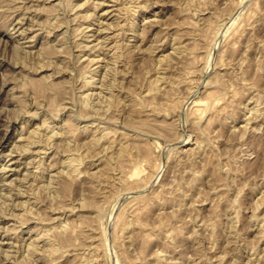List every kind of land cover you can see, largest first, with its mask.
<instances>
[{
    "label": "rangeland",
    "instance_id": "rangeland-1",
    "mask_svg": "<svg viewBox=\"0 0 264 264\" xmlns=\"http://www.w3.org/2000/svg\"><path fill=\"white\" fill-rule=\"evenodd\" d=\"M93 1L0 0V264H73L79 253L101 264H264V0H138L139 10L131 11L128 0ZM119 11L122 30L112 27ZM203 17L210 19L204 40L190 42L186 55L174 53L176 29H199ZM117 45L125 90L114 110L93 113L107 94L99 83ZM46 46L57 54L48 56ZM95 55L101 72L84 88ZM158 64L167 67L171 90L157 84ZM147 105L157 115H145ZM92 124L102 126L99 136L114 138L109 153L103 140L95 146L91 132H79ZM33 133L36 143L26 152ZM107 158L112 166L94 182V164ZM111 174L115 182L104 183ZM67 233L73 236L65 239ZM51 243L59 247L52 253Z\"/></svg>",
    "mask_w": 264,
    "mask_h": 264
},
{
    "label": "bare ground",
    "instance_id": "bare-ground-1",
    "mask_svg": "<svg viewBox=\"0 0 264 264\" xmlns=\"http://www.w3.org/2000/svg\"><path fill=\"white\" fill-rule=\"evenodd\" d=\"M7 1V0H6ZM11 1V0H10ZM13 1V0H12ZM17 1V0H16ZM70 1V0H69ZM93 1V0H92ZM98 1V0H97ZM106 1V0H105ZM140 1V0H139ZM139 1L138 0H128V7H126V8H130V9H128V10H130L131 11V7H133V9H138L139 10V7L141 6V4L139 3ZM59 2V1H58ZM94 2V1H93ZM99 2V1H98ZM102 2V1H101ZM84 3V2H83ZM86 3H87V0H86ZM96 3V2H95ZM95 3H93V4H95ZM103 3H106V2H104V0H103ZM102 3V4H103ZM59 4V3H58ZM91 4H92V2H91ZM97 5H95V8L94 9H96V7L98 6H100L101 7V5H98V3H96ZM100 4V3H99ZM148 4V3H147ZM56 5H57V3H56ZM56 5H55V3L53 4V5H51L49 8H53V9H55L56 10V8H58V7H56ZM58 6V5H57ZM82 6V5H81ZM92 6H94V5H92ZM97 7V8H98ZM145 7H146V4H145ZM19 8V7H18ZM78 8V7H77ZM82 8V7H81ZM44 9V8H43ZM99 9V8H98ZM45 10H46V8H45ZM58 10V9H57ZM110 9H108L107 10V12L109 11ZM48 11H50V10H48ZM87 11V10H86ZM85 11V12H86ZM134 11V10H133ZM136 11V10H135ZM54 12V11H53ZM56 12V11H55ZM98 12V11H97ZM93 13V12H92ZM91 12L89 13V12H87L86 14L84 13V15H83V18L84 19H87V20H89L90 18H91V14H92ZM102 13H104V11L102 12ZM117 14H116V20H115V24L113 23V25H112V27L114 26V28H115V26L117 27V28H119V30H122L123 29V25H125L126 26V24H123L122 22H123V19L121 18V15H120V13H121V11H119V12H116ZM57 15V14H56ZM102 15V14H101ZM98 16V15H97ZM18 18V17H17ZM94 18V17H93ZM121 18V19H120ZM191 18V17H190ZM57 20V19H56ZM55 20V21H56ZM59 20V19H58ZM107 20V19H106ZM192 20V19H191ZM208 20H210V19H207V18H205L204 19V17H203V19H202V21H204V24H203V26L201 27V28H196L197 26H199V23L197 24V26H195L196 24H194L195 22H193L194 20H192V24H194L193 25V27H195L196 28V30L195 29H193V27H191L192 29H189V24H188V26H185V23H184V25L183 26H185L186 27V29H181V30H178V29H176L177 30V32H176V38H177V40H178V46H176V47H174L172 50L173 51H175L174 53H176L177 55H180V56H183V55H186V53H189L190 51H188V44L190 43V42H196V41H203L204 39H203V29H205L204 27L206 26V24H207V22H208ZM17 21H21V20H19V19H17ZM23 21V20H22ZM188 21H190V19L188 20ZM197 21V20H196ZM16 22V21H15ZM14 22V23H15ZM102 23H103V21H101ZM191 22V21H190ZM189 22V23H190ZM21 23V22H20ZM99 23V22H98ZM131 23V22H130ZM212 23V22H211ZM110 24V23H109ZM133 24H135V23H133ZM180 24V25H179ZM178 24V26L180 27L181 26V22ZM201 24V25H202ZM226 24V23H225ZM14 25V24H13ZM17 25V24H16ZM27 25V24H26ZM129 25V24H128ZM132 25V24H131ZM17 26H19V24L17 25ZM76 26V25H75ZM134 26V25H133ZM33 27V26H32ZM78 27V26H77ZM88 27V26H87ZM131 27V26H130ZM200 27V26H199ZM221 27V26H220ZM18 28V27H17ZM17 28H15V30L17 29ZM30 28V27H29ZM73 28H75V27H73ZM25 28H23V30H24ZM30 29H32V28H30ZM29 29V30H30ZM86 29V28H85ZM102 29V28H101ZM105 28H103V31H105L104 30ZM106 29H107V31L110 29H108L107 27H106ZM131 29V28H130ZM135 28H133L132 27V31H135L134 30ZM220 29V28H219ZM9 30V29H8ZM13 30V29H12ZM81 29L79 28V31H80ZM118 30V31H119ZM206 30V29H205ZM221 30V29H220ZM20 31V30H19ZM19 31L17 32V34L19 33ZM25 31H27V30H25ZM76 31H78V29L76 30ZM21 32V31H20ZM99 32V31H98ZM205 32H207V30L205 31ZM212 32V31H211ZM219 32V31H218ZM13 33V32H12ZM25 33V32H24ZM23 33V35H25ZM64 33V32H63ZM77 33H80V32H77ZM134 33V32H133ZM20 34H22V33H20ZM66 34V33H65ZM98 34V33H97ZM118 33H116V35H117ZM9 35H11L10 33H9ZM76 35V34H75ZM209 35H211V34H209ZM21 36V35H20ZM64 36V35H63ZM104 36V35H103ZM115 36V35H114ZM99 38V37H98ZM101 38V37H100ZM113 38V37H112ZM176 38H174V39H176ZM210 38V37H209ZM187 40H189L188 42H186ZM6 41V40H5ZM111 41V40H110ZM17 42V41H16ZM97 42H98V40H97ZM101 42V41H100ZM104 42V41H103ZM118 42V41H117ZM102 43V42H101ZM197 43V42H196ZM207 43V42H206ZM16 44V43H15ZM83 44V43H82ZM100 44V43H99ZM64 45V44H63ZM85 45V48H87L89 45H87V47H86V44H84ZM123 45V44H122ZM177 45V44H176ZM15 46V45H14ZM20 46V45H19ZM48 46V45H47ZM47 46H46V49H47ZM51 46V45H50ZM49 46V47H50ZM62 46V45H61ZM97 46H99V45H97ZM114 46V45H113ZM174 46V45H173ZM78 47H79V45H78ZM82 47V46H81ZM80 47V48H81ZM193 47V46H192ZM15 48V47H14ZM18 47H16L15 49H17ZM60 48V47H59ZM82 48H84V46L82 47ZM105 48V47H104ZM114 48H116L115 50H114V52L109 56V58H108V62H107V64H106V66H104V68H103V70L105 71V74H104V78H102L101 80V83H99V84H101L102 86H105V90H106V95H105V99H103L102 101L100 100L99 102H98V104H95L96 106L95 107H97V108H93L92 110V112L94 113V111L96 112V111H99L100 109L101 110H103V111H105V112H107L109 109H113V108H115V107H113L114 105H115V103L117 102V98H119L120 96H122L123 94V86H124V84H123V86L121 85L122 83H123V81H124V79H125V76H126V74H127V72L126 71H124L123 69H120L119 68V66H118V64H119V61H120V58L121 57H124V56H122V54L124 53L123 51H121V52H119V47H118V45H117V47H114ZM122 48V47H121ZM194 48H195V46H194ZM193 48V49H194ZM196 48H197V46H196ZM20 49V48H19ZM19 49H17V50H19ZM44 49V48H43ZM49 49V48H48ZM48 49L46 50V51H48ZM51 49H53V47L51 48ZM50 49V50H51ZM60 49H62V48H60ZM92 49V48H91ZM97 49V48H96ZM99 50V49H98ZM97 50V51H98ZM111 50V49H110ZM132 50V49H131ZM24 51V50H23ZM28 51V50H27ZM26 51V52H27ZM45 51V52H46ZM53 51H56L55 49H53ZM52 51V52H53ZM58 52H59V50H57ZM90 51V50H89ZM96 51V52H97ZM18 52V51H17ZM51 52V51H50ZM51 52V53H52ZM104 52V51H103ZM131 52V51H130ZM194 52L195 51H193V55H194ZM48 53H49V51H48ZM47 52L45 53V54H48ZM55 53L56 52H53V54H50V55H48V56H50L51 57V55H54L55 56ZM80 53V52H79ZM106 53V52H105ZM57 54V53H56ZM83 54V53H82ZM98 54V53H97ZM125 54H127V53H125ZM170 54V53H169ZM29 55V54H28ZM109 55V54H108ZM190 55V54H189ZM3 56V55H2ZM47 56V55H46ZM126 56V55H125ZM89 57H91V56H89ZM93 57V56H92ZM165 56H163V58H164ZM169 57H170V55H169ZM169 57H168V59H169ZM99 58H101V57H98V55H95V57L92 59V58H90L91 60H92V62H93V65H92V67L90 68V69H88L87 70V74H86V76H85V78H84V88L85 87H89V86H92V85H94V83H96L95 82V77L98 75V73H99V71H100V67H101V59H99ZM127 58V57H126ZM125 58V59H126ZM162 58V57H161ZM167 57H165L164 58V60L166 59ZM171 58V57H170ZM182 58V57H181ZM89 59V58H88ZM106 59V58H105ZM190 59V58H189ZM196 59V58H195ZM194 59V60H195ZM2 60V59H1ZM78 60V59H77ZM80 60H82V59H80ZM167 60V59H166ZM121 61H123V60H121ZM120 61V62H121ZM161 61V60H160ZM163 61V60H162ZM80 62V61H79ZM89 62H90V60H89ZM164 62V61H163ZM190 63H192L191 61H189ZM189 62H188V64H189ZM88 63V62H87ZM91 63V62H90ZM89 63V64H90ZM194 63V62H193ZM88 65V64H87ZM126 65H127V63H126ZM159 65V64H158ZM160 66L161 65H159L158 66V68H157V70H158V72H157V75H156V81H157V84L159 83V84H165V85H167L166 87H170V86H172V83H169V81H168V79H169V77H168V75H167V71H166V68L167 67H163V68H160ZM189 66H190V64H189ZM87 68V67H86ZM124 68H126V67H124ZM195 70V69H194ZM196 71V70H195ZM101 72V71H100ZM189 73H193L192 72V70H191V72H188V74ZM100 74V73H99ZM24 76V75H23ZM26 76V75H25ZM216 77H218L217 75H215ZM222 77V76H221ZM221 77H220V80H221ZM47 79H48V76L46 77ZM119 78L120 79H122V80H119ZM187 78V77H186ZM24 79H25V77H24ZM27 79H32V81L34 82V80H35V78H26V81H27ZM34 79V80H33ZM38 79V78H37ZM45 79V78H44ZM46 79V80H47ZM219 79V78H218ZM218 79H217V82H218ZM29 80L27 81V82H29ZM99 80H100V78H99ZM187 80H189V78L188 79H186L185 81H187ZM192 80V79H191ZM190 80V81H191ZM215 80V79H214ZM219 80V81H220ZM23 81V80H22ZM26 81L24 80V82L26 83ZM37 80H35V82H36ZM130 81V80H129ZM155 81V80H154ZM194 81V80H193ZM192 81V82H193ZM221 81H223V80H221ZM125 82V81H124ZM173 82H175V81H173ZM178 82H180V81H178ZM178 82H176V83H178ZM167 83V84H166ZM182 83V82H181ZM191 83V82H190ZM189 83V84H190ZM218 83H220V82H218ZM22 84V83H21ZM28 84V83H27ZM55 84H56V82H55ZM54 84V85H55ZM220 84H222V83H220ZM57 85V84H56ZM59 85V84H58ZM62 85L64 86V84H61V87H60V85L58 86V88H62ZM165 85H164V87H162L161 89H163V88H165ZM174 85H176V84H174ZM179 85V84H178ZM223 85V84H222ZM221 85V87H224V86H222ZM23 86V85H22ZM36 86V88L39 90V92H41V90H46L45 88L48 86H45V84H44V82L43 81H37L36 82V84L34 85V87ZM50 86H52V85H50ZM102 86H101V88H102ZM159 86V85H158ZM33 87V86H32ZM32 87H30V88H32ZM65 87V86H64ZM159 87H161V86H159ZM158 87V89H160ZM176 87V86H175ZM220 87V88H221ZM29 87H27V89H30ZM35 88V89H36ZM49 88V87H48ZM54 88V89H53ZM57 88V87H56ZM57 88V89H58ZM173 88V86L172 87H170V90ZM218 88L219 87H217V91H216V93L218 92ZM26 89V90H27ZM34 89V90H35ZM51 89H53V90H57V89H55V87H52ZM66 89H67V87H66ZM69 89H70V87H69ZM160 89V90H161ZM166 89V88H165ZM175 89V88H174ZM44 90H43V92H44ZM48 90V89H47ZM58 90H60V89H58ZM57 90V91H58ZM62 90H65V89H62ZM62 90H60L59 92H62ZM124 90H125V88H124ZM220 90V89H219ZM67 91H68V89H67ZM166 91H168V89L166 90ZM165 91V92H166ZM36 92V91H35ZM70 92V91H69ZM69 92H66V90H65V92L63 93V94H65V93H69ZM96 92V91H95ZM129 92V91H128ZM170 92V91H169ZM37 93V92H36ZM56 93V92H55ZM54 93V94H55ZM101 93H103V92H101ZM158 93L159 92H157V94L156 95H158ZM168 93V92H167ZM215 93V92H214ZM218 93H221L220 91L218 92ZM57 94H58V92H57ZM59 94H61V93H59ZM71 94V93H70ZM70 94H68V95H70ZM154 94V95H155ZM159 94H161V93H159ZM169 94V93H168ZM167 94V95H168ZM42 95V94H41ZM88 95H90V94H87L86 95V93H85V96L87 97H84V96H82V97H84L85 98V101H84V103L83 104H85V105H83L85 108H84V113H88L87 115H89V113L91 112H88L89 111V109H88V106H91V107H93L92 106V102H91V105H90V103H89V101H90V96H88ZM99 95V94H98ZM126 95H127V93H126ZM129 95V94H128ZM130 95H132V93L130 94ZM166 95V94H165ZM170 95H172V94H170ZM170 95H168V97L170 96ZM133 96V95H132ZM140 97H141V101H142V103L144 104V102H145V100H146V98H144V96H141V95H139ZM172 96H174V95H172ZM218 96V95H217ZM19 98H20V96H18ZM25 97V96H24ZM65 97H68L69 98V96H66L65 95ZM82 97H80L81 98V101H82ZM137 97L138 96H136V99L135 100H131V101H133V105L134 106H137V105H139V100L140 99H137ZM139 97V98H140ZM142 97L144 98V99H142ZM162 97V96H161ZM160 97V98H161ZM216 97V96H215ZM102 98H104V97H102ZM121 98V97H120ZM154 98V97H153ZM152 98V99H153ZM163 98V97H162ZM161 98V99H162ZM170 98V97H169ZM25 99V98H24ZM23 99V100H24ZM174 100H175V98H173ZM22 100V99H21ZM23 100L21 101V102H23ZM119 100V99H118ZM165 100V99H164ZM166 100H167V98H166ZM169 100V99H168ZM170 100H172L171 98H170ZM25 101V100H24ZM98 101V100H97ZM140 101V102H141ZM144 101V102H143ZM161 102H163L162 104H160V105H163L164 103H165V101H163V100H160ZM177 101V100H176ZM150 102H152V101H150L149 100V103ZM154 102V101H153ZM153 102H152V104H153ZM156 102V101H155ZM159 102V101H158ZM157 102V103H158ZM161 102H159V103H161ZM167 102V101H166ZM172 102V101H171ZM171 102H170V104H171ZM174 102V101H173ZM173 102H172V104H173ZM25 103V102H24ZM23 103V104H24ZM177 103H178V101H177ZM151 104V103H150ZM151 104V105H152ZM156 104V103H155ZM166 104V103H165ZM169 104V102H168V105L167 106H169L170 105ZM171 104V105H172ZM27 105V104H26ZM93 105H94V103H93ZM128 105H130L129 103H128ZM170 105V106H171ZM174 105V104H173ZM175 105H176V103H175ZM174 105V106H175ZM24 106H25V104H24ZM81 106H82V103H81ZM80 106V108H82ZM142 106H144V105H142ZM148 106V105H147ZM146 106V107H147ZM164 106V105H163ZM162 106V107H163ZM166 106V108H168ZM177 106H178V104H177ZM176 106V108H178ZM140 107V106H139ZM152 107H153V105H152ZM151 106H148L147 107V109H143V112H145V115H147L148 114V111H150L149 113H152V114H155V115H157V113H154V110L155 109H153ZM155 108L157 107V105L156 106H154ZM160 106H158V108H159ZM165 107V106H164ZM163 107V108H164ZM134 108H137V107H134ZM144 108H145V106H144ZM163 108H159V109H162V112H164V113H166V109L163 111ZM171 108H172V106H171ZM171 108L169 109V110H171ZM175 108V109H176ZM207 108V107H206ZM83 109V108H82ZM139 109H142L141 107L139 108ZM157 109V108H156ZM175 109L173 110V111H175ZM208 109V108H207ZM223 109V108H222ZM91 110V109H90ZM114 110V109H113ZM112 110V111H113ZM131 110V109H130ZM133 110V109H132ZM168 110V109H167ZM83 111V110H82ZM142 111V110H141ZM221 111V110H220ZM133 112V111H132ZM142 112V113H143ZM98 113V112H97ZM101 113V112H100ZM100 113H98L99 115H100ZM108 113V112H107ZM129 113H131V111H129ZM159 113V112H158ZM161 113V112H160ZM168 113V112H167ZM170 113H172V110H171V112H169V114ZM96 114V113H95ZM97 114V115H98ZM104 114V113H103ZM106 114V113H105ZM104 114V115H105ZM168 114V115H169ZM83 115V114H82ZM93 116H95L94 114H92ZM130 115H132V114H130ZM149 115V114H148ZM174 115V114H173ZM83 116H85V115H83ZM89 116H91V114L89 115ZM102 116V115H101ZM106 116V115H105ZM85 117H88V116H85ZM100 117V116H99ZM110 117V116H109ZM128 117H129V114H128ZM166 117V116H165ZM111 119H114V118H112V117H110ZM126 118V117H125ZM145 118V117H144ZM143 118V119H144ZM149 117H147V119H148ZM211 118V117H210ZM88 119V118H87ZM118 119V118H117ZM127 120H131V122H133V124L135 123V124H137L136 123V120H138L139 119V117H138V119L136 118L135 119V117L134 118H131V117H129V118H126ZM133 119H134V121H133ZM141 120H143L142 119V117L140 118ZM146 119V120H147ZM150 120H151V118H149ZM140 120V121H141ZM145 121V120H144ZM210 121V120H209ZM113 122V121H112ZM125 122V121H124ZM142 122V121H141ZM147 122H149V120L148 121H146V123ZM75 123V122H74ZM143 123V122H142ZM146 123H144V126H145V124ZM76 124V123H75ZM124 124V123H123ZM128 124H129V122H128ZM131 124V123H130ZM139 124V123H138ZM77 125V124H76ZM92 125H93V127H92ZM92 125H86V126H84V128L82 129V128H80L81 129V131H79L82 135H85V134H87V132H91L92 133V137H93V140H92V138H91V141L89 140V142H93V144L95 145V146H99V143L101 142V140H103L104 141V144H103V150H105V151H107V150H110L109 148H112L113 146H114V138L113 139H108L107 137H105L102 133V135H100L99 136V134H98V132H100V127H102V126H98V125H95V124H92ZM110 125V124H109ZM108 125V126H109ZM140 125V124H139ZM105 126V125H104ZM103 126V127H104ZM124 126V125H123ZM126 126V125H125ZM130 126V125H129ZM141 127H142V130H144L143 129V125H140ZM140 126H138V128L140 127ZM135 127H136V125H135ZM141 127H140V129H141ZM145 127H147V126H145ZM150 127V126H149ZM106 128H107V126L106 127H104V129L106 130ZM111 128V127H110ZM127 128V127H126ZM131 128H133V127H131ZM61 129V128H60ZM103 129V128H102ZM107 129H109V128H107ZM128 129V128H127ZM137 130V127L136 128H134V130ZM149 129V132H151L150 130H151V128H148ZM22 130V129H21ZM58 130V129H57ZM130 130V129H129ZM23 131V130H22ZM22 131H21V133H22ZM55 131V132H54ZM53 131V133L52 134H50V139L54 136V134L55 133H59V131H57L56 132V130H54ZM130 131H132V130H130ZM103 132V131H102ZM137 132H139V131H137ZM136 132V133H137ZM36 133V132H35ZM35 133H33V134H31V135H28L29 136V139L30 140H28V141H26L27 142V145H26V149L24 148V150L26 151V152H28L29 150H30V146H29V143H32V146H33V142H35L34 140H33V138H36V134ZM63 133H65V131L63 132ZM126 133H127V131H126ZM140 133H142V132H140ZM145 133V132H144ZM29 134V133H28ZM66 134V133H65ZM131 134V133H130ZM132 134H133V132H132ZM35 135V136H34ZM126 134H124V136H125ZM143 135V134H142ZM40 136V135H39ZM39 136H37V139H38V137ZM70 136V135H69ZM135 137H136V135H134ZM133 136V137H134ZM139 136V135H138ZM20 137V136H19ZM65 137V136H64ZM125 137H127V136H125ZM122 138V137H121ZM137 138V137H136ZM28 139V138H27ZM36 139V140H37ZM139 139H140V137H139ZM122 140V139H121ZM128 140V139H127ZM39 142V141H38ZM36 143V142H35ZM86 143V142H85ZM114 143V144H113ZM40 144V143H39ZM90 145H92V143L90 144ZM94 145H92V146H94ZM117 146H118V143L116 144ZM120 145V144H119ZM17 146V145H16ZM24 146V145H23ZM30 147V148H29ZM96 148V147H95ZM100 149V148H99ZM118 149V148H117ZM120 149V148H119ZM122 149V148H121ZM11 150V149H10ZM13 151V150H12ZM120 151V150H119ZM124 150L122 149V153H124L123 152ZM39 152V151H38ZM99 152H102V149H101V151L99 150ZM108 152V151H107ZM107 152L105 153V154H107ZM116 152H117V150H116ZM103 153V152H102ZM109 153V152H108ZM110 153H111V151H110ZM112 153H114V152H112ZM121 153V155H123ZM120 154V153H119ZM98 155V154H97ZM112 155V154H111ZM101 157V159H102V155L100 156ZM105 157V155L103 154V158ZM124 157V156H123ZM123 157H121V158H123ZM69 158V157H68ZM99 158V157H98ZM127 158V157H126ZM106 159V158H105ZM105 159H103V160H101V161H105V162H103V163H99V164H94L95 165V171L93 170V173L91 172V179L95 182V181H98L99 180V178H101L103 175H105V172H104V170L105 171H107L108 172V165H111V160H110V158H107V160H105ZM70 160V165H71V167L72 166H76V165H78L79 163H76L77 161H78V159H76V158H73V159H69ZM69 160H67V161H69ZM98 160H100V159H98ZM17 161V160H16ZM136 161V160H135ZM146 161H148L147 159H146ZM30 162H32V161H30ZM107 162H109V164L107 163ZM120 162V161H119ZM145 162V161H144ZM69 163H68V165H69ZM38 164V163H37ZM44 164V163H43ZM43 164L41 163V165L39 166V168H42L43 167V169H45L44 168V166H43ZM28 165V164H27ZM100 166V167H99ZM112 166V165H111ZM73 167V168H74ZM77 168V167H76ZM75 168V169H76ZM2 169V168H1ZM7 169V168H6ZM14 169V168H13ZM3 170V169H2ZM77 170V169H76ZM113 170V169H112ZM111 170V171H112ZM157 170V169H156ZM44 171V170H43ZM110 171V172H111ZM103 172V173H102ZM113 173V172H112ZM40 174H42V173H40ZM118 174V173H117ZM121 174H122V172H121ZM27 175H28V173H27ZM54 175V174H53ZM89 175V174H88ZM110 175V174H109ZM112 175V174H111ZM41 175H39V173H38V177H40ZM58 176H59V174H58ZM120 177H122L121 175H119ZM2 177H4V176H2ZM17 177H19V176H17ZM28 177V176H27ZM37 177V178H38ZM108 176L106 175V178H107ZM24 178V177H23ZM23 178H20V179H23ZM29 178V177H28ZM110 180H109V179ZM107 179L108 180H106V181H104V183L106 182V184L107 183H110V184H112V182H115V177L112 175V176H110V177H108ZM119 178V177H118ZM117 179V178H116ZM120 179V178H119ZM5 181V180H4ZM37 181V180H36ZM116 181H118V180H116ZM122 181H123V179H122ZM120 182V181H119ZM27 183V182H26ZM2 184V183H1ZM15 184V183H14ZM28 184V183H27ZM106 184H104V185H106ZM123 184V183H122ZM109 185V184H108ZM116 185H118V183L116 184ZM121 185V184H120ZM110 186H112V185H110ZM109 187V186H108ZM113 187V186H112ZM105 188H107V187H105ZM115 188V187H114ZM21 191V190H20ZM24 193V192H23ZM26 194V193H25ZM28 200V199H27ZM29 201V200H28ZM27 201V202H28ZM24 203V202H23ZM22 203V204H23ZM91 203V204H90ZM89 203V205H92L93 204V202H90ZM102 213V212H101ZM96 214H97V212H96ZM25 215V214H24ZM25 216H27V215H25ZM97 216V215H96ZM24 217V216H23ZM28 217V216H27ZM65 223H67V221L65 222ZM68 225H69V223H68ZM68 225H66V224H64V228H65V232H67V231H71V229H69L68 227ZM72 225V224H71ZM70 225V226H71ZM73 226V225H72ZM2 227V226H1ZM62 227V226H61ZM60 227V228H61ZM62 227V228H63ZM2 229V228H1ZM73 229H75L74 227H73ZM61 230V229H60ZM48 233V232H47ZM63 233V232H62ZM45 234V233H44ZM44 234H42L41 235V238H42V236L44 235ZM65 234V233H64ZM64 234H62V238H63V236H64ZM68 234V233H67ZM70 234V233H69ZM68 234V235H69ZM101 234H102V231H101ZM107 234V233H106ZM105 234V235H106ZM45 235H47V234H45ZM44 235V236H45ZM66 235V236H64V238L66 239L67 237H69V238H71V236H73V234L72 235ZM100 235V234H99ZM102 235H104V234H102ZM104 235V236H105ZM38 236H39V234H38ZM43 236V237H44ZM94 237H95V235H94ZM1 238V237H0ZM48 238V237H47ZM61 238V239H62ZM100 238H102V237H100ZM39 239V238H38ZM45 239V238H44ZM68 239V238H67ZM94 239V238H93ZM96 239V238H95ZM99 239V238H98ZM50 240H51V238H50ZM71 240V239H70ZM47 241V240H46ZM62 241H63V239H62ZM65 241V243L68 241L69 242V240H64ZM95 241V240H94ZM99 241V240H98ZM103 241V240H102ZM105 241V240H104ZM51 242V241H50ZM36 243V242H35ZM94 243V242H93ZM31 244V245H30ZM30 246H32V242H30ZM48 244H49V242H48ZM55 244V243H54ZM52 245V243L49 245L50 246V249L47 247V249H49V251L52 253L53 251H56V250H58V248L59 247H55V245ZM84 244V243H83ZM28 245V244H27ZM66 246H67V243L65 244ZM64 245V246H65ZM70 245V244H69ZM97 245H99V244H97ZM72 247H70V251L72 250V249H74L75 250V247H74V244L73 245H71ZM89 246V245H88ZM100 247H101V244L99 245ZM29 247V246H28ZM32 247H34V246H32ZM36 247L37 246H35V248H32V250L34 249V250H38L39 251V248L38 249H36ZM87 249H91V248H93V249H95L96 248V246H95V244L94 245H92V244H90V246L89 247H86ZM102 249V248H101ZM32 250H30L29 252H32ZM86 250V249H85ZM35 251V252H36ZM48 251V250H47ZM94 251V250H93ZM97 251V250H96ZM96 251H94V252H96ZM66 252V251H65ZM68 252H69V250H68ZM94 252L92 253V254H94ZM161 252V251H160ZM160 252L159 251H156V254L157 255H160ZM34 253V252H33ZM67 253V252H66ZM36 254V253H35ZM69 254V253H68ZM77 254H78V252H77ZM76 254V255H77ZM64 255V254H63ZM78 255H80L79 257H77V262H75L74 263V261H75V258H73L74 260L72 261L73 262V264H79V262H80V260H82V259H84L85 260V262H86V264H101V262H100V259H99V257L98 256H96V258L94 257L93 258V256H91V255H89L90 257H85V255L83 254V253H79ZM77 255V256H78ZM84 255V256H83ZM88 255V254H87ZM86 255V256H87ZM41 258V257H40ZM167 259V258H166ZM39 260V259H38ZM169 260V259H168ZM170 261V260H169ZM169 261H167V262H169ZM159 262H166L165 260H163L162 258H159V260L157 261V263H155V264H159ZM66 263V262H65ZM104 263V262H103ZM170 263V262H169ZM70 264H71V261H70ZM147 264V263H146Z\"/></svg>",
    "mask_w": 264,
    "mask_h": 264
}]
</instances>
